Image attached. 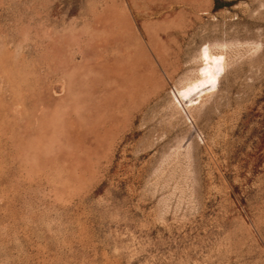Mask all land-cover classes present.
I'll return each instance as SVG.
<instances>
[{
	"label": "rangeland",
	"instance_id": "1",
	"mask_svg": "<svg viewBox=\"0 0 264 264\" xmlns=\"http://www.w3.org/2000/svg\"><path fill=\"white\" fill-rule=\"evenodd\" d=\"M0 264H264V0H0Z\"/></svg>",
	"mask_w": 264,
	"mask_h": 264
},
{
	"label": "bare ground",
	"instance_id": "2",
	"mask_svg": "<svg viewBox=\"0 0 264 264\" xmlns=\"http://www.w3.org/2000/svg\"><path fill=\"white\" fill-rule=\"evenodd\" d=\"M202 55L205 59V64L201 70L199 80L184 87L179 92L180 96L186 98L193 95L195 92L200 93L205 88H215L219 82L220 75L224 72L223 58L221 56L211 55L207 48L203 50Z\"/></svg>",
	"mask_w": 264,
	"mask_h": 264
}]
</instances>
